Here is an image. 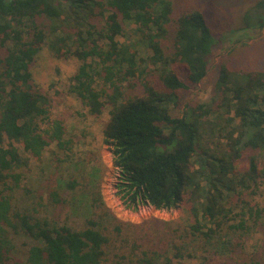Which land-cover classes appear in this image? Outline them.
Segmentation results:
<instances>
[{
    "label": "trees",
    "instance_id": "1",
    "mask_svg": "<svg viewBox=\"0 0 264 264\" xmlns=\"http://www.w3.org/2000/svg\"><path fill=\"white\" fill-rule=\"evenodd\" d=\"M250 6L245 26L264 27V0ZM217 44L201 10L171 0H0V264H264L241 252L264 233V72L220 61L210 100L182 103ZM43 47L77 63L66 93L80 116L107 114L102 141L125 202L185 214L161 223V245L150 247L149 220L127 223L136 235L118 219L113 231L92 217L73 227L55 213L66 192L27 181L31 159L73 147L33 79Z\"/></svg>",
    "mask_w": 264,
    "mask_h": 264
},
{
    "label": "rangeland",
    "instance_id": "2",
    "mask_svg": "<svg viewBox=\"0 0 264 264\" xmlns=\"http://www.w3.org/2000/svg\"><path fill=\"white\" fill-rule=\"evenodd\" d=\"M171 1L177 9L191 6L201 10L207 17L213 37L218 41L209 63L207 77L192 90L184 93L182 103L210 100L212 85L216 79L215 66L220 61L226 62L232 69L264 72V27L249 30L244 24L250 5L256 0ZM76 65L73 58L56 59L47 47H43L31 69L34 82L51 96L52 117L64 120L69 135L73 137V147L71 151L58 153L53 157L56 152L51 155L54 148L50 146L44 152L41 162L31 159L26 171L27 181L31 186H35L36 192H48L49 189L58 187L62 192L65 191L63 197H66L68 202L55 213L61 215V218L68 217L73 227L81 228L84 221L92 217L108 231H113L119 226L115 221L118 219L123 229L130 231L127 234L136 235L134 231L137 229L127 223L143 226L144 222L149 220V229L144 230L152 235L150 247L161 245V242L157 243L156 240L157 236L158 239H165L161 223L182 222L185 214L180 208L155 210L149 205L139 203L132 206L125 202L118 186L121 181L119 170L113 166L111 150L102 141L101 129L107 114L98 120L80 116L85 110L76 99L66 93L68 79ZM58 160H62L59 165ZM70 178L85 182L87 191L67 189L66 183ZM43 197L46 198L45 193ZM92 201H97L98 209L93 207ZM258 201L264 205V187ZM45 207L46 214L53 213L52 206L47 204ZM105 212L108 214L104 215ZM175 227L174 224L173 228ZM242 243V253L246 250L249 256H264V233L255 232ZM143 246L145 247L146 243H143Z\"/></svg>",
    "mask_w": 264,
    "mask_h": 264
},
{
    "label": "water",
    "instance_id": "3",
    "mask_svg": "<svg viewBox=\"0 0 264 264\" xmlns=\"http://www.w3.org/2000/svg\"><path fill=\"white\" fill-rule=\"evenodd\" d=\"M6 2H9L10 0H5Z\"/></svg>",
    "mask_w": 264,
    "mask_h": 264
}]
</instances>
